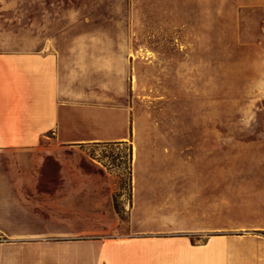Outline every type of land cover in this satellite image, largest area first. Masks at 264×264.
Listing matches in <instances>:
<instances>
[{"label":"crops","instance_id":"obj_1","mask_svg":"<svg viewBox=\"0 0 264 264\" xmlns=\"http://www.w3.org/2000/svg\"><path fill=\"white\" fill-rule=\"evenodd\" d=\"M80 62L57 47L0 51V264H264V255L223 254L233 242L222 235L223 161L200 144L184 146L181 162L168 156L163 170L132 152L120 232L112 177L88 149L130 137L126 108L109 102L126 84L89 79ZM250 164L245 176L262 189L252 205L258 230L264 159ZM192 237L205 239L192 246Z\"/></svg>","mask_w":264,"mask_h":264},{"label":"rangeland","instance_id":"obj_2","mask_svg":"<svg viewBox=\"0 0 264 264\" xmlns=\"http://www.w3.org/2000/svg\"><path fill=\"white\" fill-rule=\"evenodd\" d=\"M263 4L0 0V51L57 47L85 61L78 68L86 67L87 78L125 82L126 93L109 102L126 108L130 137L88 149L112 177L121 233L130 217L132 152L139 149L163 170L161 161L181 162L184 146L200 144L208 159L223 161L222 235L233 241L223 254L264 255V246L251 242L264 241V222L250 229L254 194L262 189L245 176L251 161L264 159ZM204 239L192 237V246Z\"/></svg>","mask_w":264,"mask_h":264}]
</instances>
